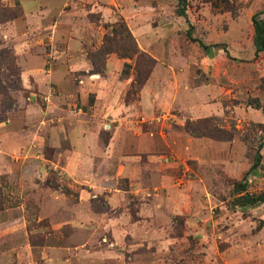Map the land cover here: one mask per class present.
<instances>
[{"label": "rangeland", "instance_id": "1", "mask_svg": "<svg viewBox=\"0 0 264 264\" xmlns=\"http://www.w3.org/2000/svg\"><path fill=\"white\" fill-rule=\"evenodd\" d=\"M176 2L0 0V264H264V0Z\"/></svg>", "mask_w": 264, "mask_h": 264}, {"label": "trees", "instance_id": "2", "mask_svg": "<svg viewBox=\"0 0 264 264\" xmlns=\"http://www.w3.org/2000/svg\"><path fill=\"white\" fill-rule=\"evenodd\" d=\"M208 1H223V0H208ZM187 0H177L175 6V13L179 16H182L187 21V16L185 12ZM263 10H259L254 12L251 17V25L253 29V56L257 57L259 53L264 51V19L260 18V14ZM118 25V26H117ZM124 32V34H123ZM119 33V37L116 38V34ZM186 36L191 41H197L199 45L207 47L201 41L193 38L191 36V26L186 29ZM105 43H109L113 41L114 47L113 49H108L106 52H115V54L119 57H131L136 56L138 58H145L148 60L149 67L153 63V59L148 57L145 53L138 50L135 41L131 34L129 33L128 29L125 27L122 21L115 22L112 24L111 33L104 36ZM101 47H104V42ZM102 50V48H101ZM126 66V64H125ZM147 67L146 72L143 76L139 73L138 69H136L134 82L137 85H140L143 80L146 78L147 73L150 71V68ZM264 132V126H263ZM264 143V140L260 141L258 147L253 156V162L250 166V169L257 167L260 164L261 154L259 153V148ZM247 182L243 178L241 181H238L234 184V189L239 192L240 194L236 197V202L239 205H254L257 203H264V191H261L257 194H252L246 191Z\"/></svg>", "mask_w": 264, "mask_h": 264}]
</instances>
